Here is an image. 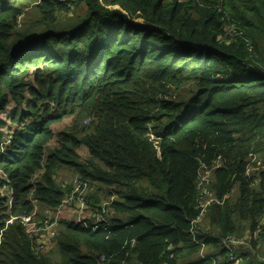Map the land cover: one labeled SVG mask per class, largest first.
<instances>
[{
    "label": "trees",
    "instance_id": "16d2710c",
    "mask_svg": "<svg viewBox=\"0 0 264 264\" xmlns=\"http://www.w3.org/2000/svg\"><path fill=\"white\" fill-rule=\"evenodd\" d=\"M10 101L0 264H264V0H0ZM64 168L107 230L64 217L41 251L7 223L77 196Z\"/></svg>",
    "mask_w": 264,
    "mask_h": 264
},
{
    "label": "built area",
    "instance_id": "2783aa9c",
    "mask_svg": "<svg viewBox=\"0 0 264 264\" xmlns=\"http://www.w3.org/2000/svg\"><path fill=\"white\" fill-rule=\"evenodd\" d=\"M61 1L64 2L66 0H61ZM87 123H88V121H87ZM10 142H11V137H8L5 140V145H9ZM1 151H3V148L1 149ZM78 185L80 187L77 191H75L77 189ZM78 185H76L74 188L75 189L74 194L77 193L76 194L77 196L69 198L68 200H66L63 203L62 206H65V204L72 203L73 201L77 200L78 207L84 208V210H86L88 208V206L85 202V199L83 197V196H86L84 194V189H85L84 187H86V184L82 185L81 183H78ZM0 186L2 187V192L8 191L7 194H1V196L6 197L8 204H9V207H12L13 201H14V191L10 187V185L8 184L7 179L1 173H0ZM2 192H0V193H2ZM58 209H61V207H59ZM55 211L49 213V215L44 219L43 222L37 221V215L38 214H37V211H35L31 215H24V216L17 217V218L12 217L11 222H8V224H12V223H15L16 221H19L24 227L27 228V233L31 234V236L35 238V242L36 243L38 242L40 244L39 248L41 249V251H44V248L50 245V240L53 239V237L56 234V227H57L58 220H57V217H55ZM76 214L80 215L79 213H76ZM86 215H88V214H86ZM84 216H83L82 221H79L77 223L83 225L84 227H86L89 230L91 229L94 232H96L100 229L107 230V228L103 224V219L100 215L95 214L94 217L90 216L91 217L90 219L92 221L91 225H90V223L84 224V221H87L84 218ZM51 228H53L54 230L50 231ZM227 239H228V241H226L224 243V245L228 249V251L231 253H232L233 249L236 247V244L234 243L233 239H235L238 242V244H237L238 246L243 243L242 240L234 238V236H231ZM232 261H234V260H232Z\"/></svg>",
    "mask_w": 264,
    "mask_h": 264
},
{
    "label": "rangeland",
    "instance_id": "374dc122",
    "mask_svg": "<svg viewBox=\"0 0 264 264\" xmlns=\"http://www.w3.org/2000/svg\"><path fill=\"white\" fill-rule=\"evenodd\" d=\"M78 12H80V10L78 11ZM140 22L142 23V20H140ZM232 30H230V32H231ZM10 102H13V101H10ZM9 102V103H10ZM14 103V102H13ZM15 104V103H14ZM9 105V104H8ZM11 106V105H10ZM7 108H8V106H7ZM7 108H6V110H7ZM11 111V107H9V109H8V113ZM3 113L4 112H2L1 113V115H0V120L3 122V123H6L7 124V128H6V134L10 131V130H13L15 127H16V125L15 124H13V123H11L10 121H9V119L7 118V115L8 114H6L5 116H3ZM86 125H88V123L87 122H85L84 121V126H86ZM72 126V121L71 120H65L63 123H60V124H58V125H55V126H53V130L55 131V133L56 134H58L60 131H62V130H65V129H67V128H69V127H71ZM6 136V135H5ZM5 136L3 137V140H1V143H0V145H3V144H5ZM59 146V144H58V142H57V139H54L53 141H51L49 144H48V146H47V153L50 151V150H52V149H54V148H56V147H58ZM1 149H2V146H0V152H1ZM78 153L79 154H81V156H82V158L83 159H86L88 156H89V153H88V150L85 148V147H82V149L81 150H78ZM40 172L41 171H39L34 177H33V182L32 183H34L35 182V180H37V179H39L40 177H41V175H40ZM56 180H57V182H58V184L60 185V186H62V188H64V189H66L67 191H66V193H67V196H68V188L70 189V188H75V186L76 185H78V183L79 182H77L76 181V175H74L73 174V171L71 170V169H69V168H64L63 170H61V173L59 174V175H57L56 176ZM86 184V187H84L85 189H84V194L85 195H89L90 194V192H91V186H90V184L89 183H85ZM79 185H78V187H77V189L75 190V191H77L78 189H79ZM71 200V199H70ZM89 204V203H88ZM56 210V211H55ZM36 211H37V214H38V216H37V221L38 222H43L44 221V219L49 215V213H51V212H53V211H55V217H57V220H60V219H62V218H68L69 220H71V221H75V222H79V221H82V219H83V216L84 215H86V214H88L87 216H92V217H94L95 216V214L92 212V209H91V207H90V210L87 208L86 210H84V208H81V207H78V202H77V200H75V201H73L72 203H67V204H65V206H61V209H50V208H46V209H44L43 211H41V208H40V206L38 205V207H37V209H36ZM89 211V212H88ZM92 212V213H91ZM76 213H79L80 215H78V214H76ZM42 217V218H40V216ZM59 218V219H58ZM201 226L203 227V228H205V229H208V227H209V225H208V223L207 222H205V221H203L202 223H201ZM52 230H54L53 228H51L50 229V231H52ZM55 237V236H54ZM53 237V238H54ZM242 241H243V243L241 244V245H237L238 244V242L235 240V239H233V241H234V243L236 244V249H238V248H240L241 246H243V244L245 245V243H246V240L244 239H241ZM238 246V247H237ZM236 249L234 250V252L236 251Z\"/></svg>",
    "mask_w": 264,
    "mask_h": 264
},
{
    "label": "clouds",
    "instance_id": "9594fccd",
    "mask_svg": "<svg viewBox=\"0 0 264 264\" xmlns=\"http://www.w3.org/2000/svg\"><path fill=\"white\" fill-rule=\"evenodd\" d=\"M30 122V121H29ZM9 132H11V130L9 131ZM9 132L6 134V136H5V140L8 138V137H11L12 138V136L9 134ZM10 145V144H9ZM6 146H8V145H5L4 144V146L2 147L3 148V150H4V148L6 147ZM6 179H7V176L6 175H4L2 172H0ZM5 199L7 200V198L5 197ZM14 200H15V194H14ZM8 202V201H7ZM8 206H9V204H8ZM37 204H36V209H37ZM9 208H11V207H9ZM36 209H35V211H36ZM38 216V215H37ZM8 224V223H7Z\"/></svg>",
    "mask_w": 264,
    "mask_h": 264
},
{
    "label": "crops",
    "instance_id": "0c3cea01",
    "mask_svg": "<svg viewBox=\"0 0 264 264\" xmlns=\"http://www.w3.org/2000/svg\"><path fill=\"white\" fill-rule=\"evenodd\" d=\"M11 105V106H10ZM9 107H11V111L9 112V114L7 115V117L9 116H11L14 112H15V110H16V104H14L13 102H10L9 103V105H8V108H7V112H8V109H9ZM11 114V115H10ZM3 116H5V114L3 113Z\"/></svg>",
    "mask_w": 264,
    "mask_h": 264
}]
</instances>
